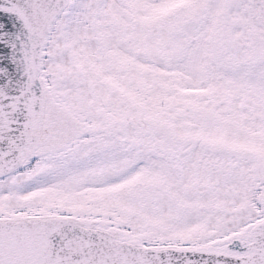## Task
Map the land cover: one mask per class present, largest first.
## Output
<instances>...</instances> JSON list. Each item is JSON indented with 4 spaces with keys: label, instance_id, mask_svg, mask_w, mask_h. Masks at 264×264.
<instances>
[{
    "label": "snow or ice",
    "instance_id": "obj_1",
    "mask_svg": "<svg viewBox=\"0 0 264 264\" xmlns=\"http://www.w3.org/2000/svg\"><path fill=\"white\" fill-rule=\"evenodd\" d=\"M0 264H264V0H0Z\"/></svg>",
    "mask_w": 264,
    "mask_h": 264
}]
</instances>
